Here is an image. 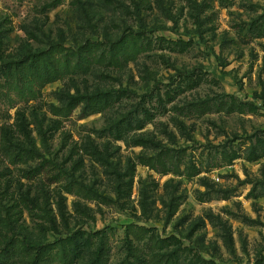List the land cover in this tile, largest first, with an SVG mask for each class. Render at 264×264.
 Segmentation results:
<instances>
[{
	"label": "rangeland",
	"instance_id": "1",
	"mask_svg": "<svg viewBox=\"0 0 264 264\" xmlns=\"http://www.w3.org/2000/svg\"><path fill=\"white\" fill-rule=\"evenodd\" d=\"M0 264H264V0H0Z\"/></svg>",
	"mask_w": 264,
	"mask_h": 264
}]
</instances>
